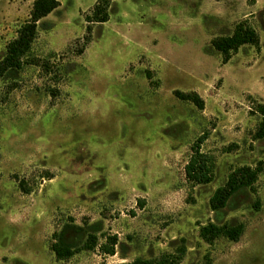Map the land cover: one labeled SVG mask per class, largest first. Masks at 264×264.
Wrapping results in <instances>:
<instances>
[{"label":"rangeland","instance_id":"obj_1","mask_svg":"<svg viewBox=\"0 0 264 264\" xmlns=\"http://www.w3.org/2000/svg\"><path fill=\"white\" fill-rule=\"evenodd\" d=\"M60 2L0 77V264H117L182 244L178 264H264V0H111L104 23L89 19L97 0ZM32 4L0 0V64ZM241 22L259 44L225 61L212 40ZM203 134L213 181L193 184L185 166ZM260 165L255 189L212 210L233 171ZM209 222L245 230L211 244ZM71 224L117 234V253L59 259L52 244Z\"/></svg>","mask_w":264,"mask_h":264},{"label":"trees","instance_id":"obj_2","mask_svg":"<svg viewBox=\"0 0 264 264\" xmlns=\"http://www.w3.org/2000/svg\"><path fill=\"white\" fill-rule=\"evenodd\" d=\"M111 0H97L90 21L104 23L109 19V5ZM60 0H33L30 18L19 29L18 36L8 45L6 58L0 64V77L9 65H20L31 51L32 44L38 34L40 21L60 6ZM91 29V28H89ZM260 37L255 28L246 22L239 23L234 32L230 35H223L212 40V45L220 51L224 60L227 61L232 52H237L245 44L258 45ZM176 95L184 100L192 101L199 108L204 107V100L196 92L183 93L176 91ZM258 111L263 119L256 132V137L264 138V103L257 104ZM207 139V135L200 136L192 146V154L185 166L187 180L193 184H207L213 181V169L210 156L203 152L202 144ZM261 165L257 168L242 166L233 171L224 186L218 187L210 198L212 210L217 211L225 207L229 199L242 187L255 189L254 184L258 179ZM140 206H144V201L140 200ZM72 228L73 230H68ZM66 230L70 232L67 236ZM245 225L238 223L216 224L209 222L201 226L200 234L208 243H213L220 237H227L230 240L238 241L244 233ZM57 239L52 244L59 259H67L81 250L97 249L104 255H115L120 239L117 234H106L104 241L91 231H85L83 227L75 224L66 226L64 231L56 234ZM186 253V246L182 244L176 254H163L158 258L137 257L132 261L117 264H178Z\"/></svg>","mask_w":264,"mask_h":264}]
</instances>
